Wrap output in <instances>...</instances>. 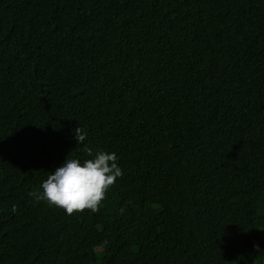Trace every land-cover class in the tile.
Masks as SVG:
<instances>
[{"label": "trees", "instance_id": "obj_1", "mask_svg": "<svg viewBox=\"0 0 264 264\" xmlns=\"http://www.w3.org/2000/svg\"><path fill=\"white\" fill-rule=\"evenodd\" d=\"M89 149L97 212L34 199ZM0 264H264V0H0Z\"/></svg>", "mask_w": 264, "mask_h": 264}, {"label": "clouds", "instance_id": "obj_2", "mask_svg": "<svg viewBox=\"0 0 264 264\" xmlns=\"http://www.w3.org/2000/svg\"><path fill=\"white\" fill-rule=\"evenodd\" d=\"M72 135L77 143L84 144L86 134L80 128L74 129ZM89 155L91 158L83 161L67 157L31 195L37 201L47 202L50 207L62 209L66 215L82 213L85 209L97 212L107 191L123 171L115 152L102 150L93 155L89 149ZM120 212L123 213L124 209L121 208Z\"/></svg>", "mask_w": 264, "mask_h": 264}]
</instances>
